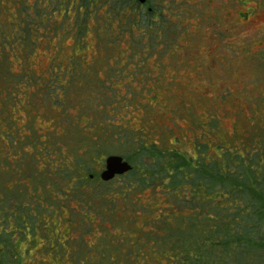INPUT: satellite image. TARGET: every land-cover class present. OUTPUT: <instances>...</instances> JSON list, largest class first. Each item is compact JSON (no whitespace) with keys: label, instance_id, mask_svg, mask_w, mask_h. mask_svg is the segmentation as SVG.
Segmentation results:
<instances>
[{"label":"rangeland","instance_id":"obj_1","mask_svg":"<svg viewBox=\"0 0 264 264\" xmlns=\"http://www.w3.org/2000/svg\"><path fill=\"white\" fill-rule=\"evenodd\" d=\"M146 2L0 0V197L24 193L32 220L0 218L21 217L24 264H113L159 217L163 192L101 179L109 155L176 137L191 153L214 115L264 145V0Z\"/></svg>","mask_w":264,"mask_h":264},{"label":"trees","instance_id":"obj_2","mask_svg":"<svg viewBox=\"0 0 264 264\" xmlns=\"http://www.w3.org/2000/svg\"><path fill=\"white\" fill-rule=\"evenodd\" d=\"M210 123L207 133L200 128L202 136L194 140L201 138V142L195 146L193 140L191 153L175 146L180 140L176 137L170 147L164 142L140 144L125 157L131 163L146 151L150 163L133 165L127 173L135 180L128 185L133 191L163 192L167 205L139 231L134 248L119 254L120 242L111 243L113 264H264V145L249 129L247 134L227 138L217 115ZM216 133L225 142L218 143ZM239 145L243 147L236 148ZM68 170L78 172L79 167ZM12 194L3 193L0 208L22 212L29 221L30 201L17 192L9 202ZM20 222L14 213L9 219L0 218V264H24L27 258L19 237L10 230Z\"/></svg>","mask_w":264,"mask_h":264},{"label":"water","instance_id":"obj_3","mask_svg":"<svg viewBox=\"0 0 264 264\" xmlns=\"http://www.w3.org/2000/svg\"><path fill=\"white\" fill-rule=\"evenodd\" d=\"M145 3L147 0H138ZM133 165L118 154L109 155L106 158L105 169L101 173V178L105 181L113 179L116 175L125 174L132 169Z\"/></svg>","mask_w":264,"mask_h":264},{"label":"flooded vegetation","instance_id":"obj_4","mask_svg":"<svg viewBox=\"0 0 264 264\" xmlns=\"http://www.w3.org/2000/svg\"><path fill=\"white\" fill-rule=\"evenodd\" d=\"M148 1V0H147ZM141 5H144L145 3H147V2H145V3H141V2H139ZM148 5V11H149V13L150 14H156V10H155V7H154V5H152V3L150 4V2L147 4ZM158 14V13H157ZM156 14V15H157ZM154 22H155V20H154ZM193 123V122H192ZM193 125H194V127H196V125H195V123H193ZM124 157V156H123ZM107 158V157H106ZM124 159H125V157H124ZM105 166H106V159H105ZM127 173V172H126ZM125 173V174H126ZM90 176H92V174H90ZM101 176V175H100ZM117 176V175H116ZM115 176V177H116ZM114 177V178H115ZM113 178V179H114ZM102 179V178H101ZM103 180V179H102ZM104 182H107V181H105V180H103ZM110 181V180H109Z\"/></svg>","mask_w":264,"mask_h":264}]
</instances>
